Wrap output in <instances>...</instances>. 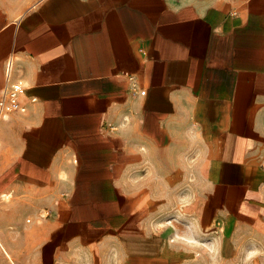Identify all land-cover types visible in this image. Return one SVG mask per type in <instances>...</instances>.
Segmentation results:
<instances>
[{
  "label": "crops",
  "instance_id": "obj_1",
  "mask_svg": "<svg viewBox=\"0 0 264 264\" xmlns=\"http://www.w3.org/2000/svg\"><path fill=\"white\" fill-rule=\"evenodd\" d=\"M9 58L0 264H177L156 216L185 188L198 227L264 242V0H0V90Z\"/></svg>",
  "mask_w": 264,
  "mask_h": 264
},
{
  "label": "rangeland",
  "instance_id": "obj_2",
  "mask_svg": "<svg viewBox=\"0 0 264 264\" xmlns=\"http://www.w3.org/2000/svg\"><path fill=\"white\" fill-rule=\"evenodd\" d=\"M180 191L183 194L168 196L167 210L156 216L161 224L156 230L165 232L183 251L177 264H264V242L254 232L239 233L237 243L229 246L223 230L198 227L191 214L183 211L191 195L188 188ZM108 249H77L64 264H125L120 252Z\"/></svg>",
  "mask_w": 264,
  "mask_h": 264
},
{
  "label": "built area",
  "instance_id": "obj_3",
  "mask_svg": "<svg viewBox=\"0 0 264 264\" xmlns=\"http://www.w3.org/2000/svg\"><path fill=\"white\" fill-rule=\"evenodd\" d=\"M14 60L9 58L5 64L7 85L0 90V131L9 115L15 112H25L27 107L20 100V87L11 81Z\"/></svg>",
  "mask_w": 264,
  "mask_h": 264
}]
</instances>
